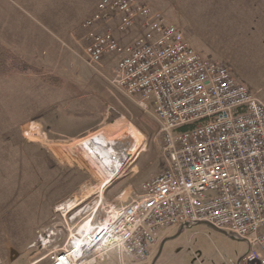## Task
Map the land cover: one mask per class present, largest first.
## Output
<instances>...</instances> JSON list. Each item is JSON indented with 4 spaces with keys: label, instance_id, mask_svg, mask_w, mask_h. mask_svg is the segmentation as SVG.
<instances>
[{
    "label": "rangeland",
    "instance_id": "obj_1",
    "mask_svg": "<svg viewBox=\"0 0 264 264\" xmlns=\"http://www.w3.org/2000/svg\"><path fill=\"white\" fill-rule=\"evenodd\" d=\"M61 1L0 0V21L7 25L13 21L17 30L27 27L43 34L44 20L36 6ZM136 1L178 27L204 59L228 66L236 81L264 104V0ZM228 7L234 10L232 17ZM69 30L78 36V44L67 48L76 66L87 80L106 83L78 86L79 96H85L80 103L89 102L86 96L95 90L107 94L100 95L96 109L100 112L107 104L112 108L108 123L78 140L54 137L48 129L57 123H42L64 118L71 86L44 83L40 75L61 78L30 62L40 69V75L0 77V264H32L40 258L38 264H51L52 255L71 248L86 222L97 225L105 219L106 208L125 205V200L139 193L143 182L164 167L155 120L139 107V98H127L112 88L113 74L104 72L103 63L96 71L80 60L84 33L80 26L78 31L75 27ZM123 35L129 36L130 44L139 32ZM21 75H34L39 81ZM147 105L153 112L151 102ZM97 134L124 144L118 171L94 144ZM247 253L248 245L242 239L200 223L161 230L141 264H242ZM114 256L107 264H119Z\"/></svg>",
    "mask_w": 264,
    "mask_h": 264
},
{
    "label": "built area",
    "instance_id": "obj_2",
    "mask_svg": "<svg viewBox=\"0 0 264 264\" xmlns=\"http://www.w3.org/2000/svg\"><path fill=\"white\" fill-rule=\"evenodd\" d=\"M106 16L118 18V33L142 30L124 45L102 30ZM80 29V60L97 71L111 58L112 88L139 98L157 123L164 167L125 205L106 208L93 242L72 243L51 264H107L114 254L119 264H141L161 230L200 223L245 241L242 264H264V104L228 66L204 59L178 27L136 0L99 5Z\"/></svg>",
    "mask_w": 264,
    "mask_h": 264
},
{
    "label": "crops",
    "instance_id": "obj_3",
    "mask_svg": "<svg viewBox=\"0 0 264 264\" xmlns=\"http://www.w3.org/2000/svg\"><path fill=\"white\" fill-rule=\"evenodd\" d=\"M109 1L111 0H71L70 2L69 0H64L59 3H40V6H36V10L39 11L40 17L44 20V28L46 31L43 34L34 29L28 30L27 27H22L21 30H17L15 26L12 25L13 21H10L8 25L0 21V42L22 59L36 64V66L44 70L45 73L60 76V84L57 86H71V99L64 109V118L59 120L44 119L42 123L45 126L47 122L55 121L57 124H54L48 129V133H51L52 136L59 139L68 141L78 140L85 135L93 133L98 127L107 125L108 123L109 110L112 108L107 104L100 112L96 109V104L100 95L104 98L107 94L103 92L100 94V90H95L94 93L86 96L90 100L89 102L87 101L88 103H80L81 98L85 96H79L77 91L78 86H82L84 82L93 84L95 80L94 78H91V80L88 78L87 80L86 75L83 74L80 67H77L75 64L76 58L68 52L67 48L74 45V43L78 44V36H73V31L71 32L72 29H69L75 27V31H78L79 26L97 11L99 5ZM187 1L188 4L190 2L194 4L199 2V0ZM212 5L215 4L213 3ZM227 12L230 13L232 17L234 10L232 7H228ZM117 23V17L106 16L100 26L102 30L113 31L119 41L121 43L123 41L125 43L124 45H126L129 41V36L123 35L126 33L117 32ZM141 30V26L138 25L128 31V33H140ZM41 34L43 36H41ZM102 63L104 72H106L107 75H112L114 63L111 58H104ZM23 78H33L39 81L38 77L34 75H24ZM95 82L97 86L106 85V83L104 84L99 80ZM173 227L178 228L182 226ZM40 259H37V261H34L32 264H38L40 261L42 262Z\"/></svg>",
    "mask_w": 264,
    "mask_h": 264
},
{
    "label": "trees",
    "instance_id": "obj_4",
    "mask_svg": "<svg viewBox=\"0 0 264 264\" xmlns=\"http://www.w3.org/2000/svg\"><path fill=\"white\" fill-rule=\"evenodd\" d=\"M14 73L40 75L41 71L36 66L16 55L11 49L0 42V77L9 76ZM40 79L49 85L57 86L60 84L57 78H52L49 75H40Z\"/></svg>",
    "mask_w": 264,
    "mask_h": 264
},
{
    "label": "bare ground",
    "instance_id": "obj_5",
    "mask_svg": "<svg viewBox=\"0 0 264 264\" xmlns=\"http://www.w3.org/2000/svg\"><path fill=\"white\" fill-rule=\"evenodd\" d=\"M131 137H132V135H131ZM92 140H93L94 144L102 150V152L106 155V157H108L111 160V162L113 163L114 171H118L121 167V163H122L123 158H124L122 156L123 152H124V150H123L124 144L121 145V142L115 143L113 141V139L106 140V138L100 134L94 135ZM58 210H59V208H58ZM91 226L92 225H90L89 222H86L80 228V231H79L80 237L78 236L79 238L74 240V242H73L76 247H78V246L80 247V246L84 245L83 241H90V240H92V242L94 241V238L92 237L93 228Z\"/></svg>",
    "mask_w": 264,
    "mask_h": 264
}]
</instances>
